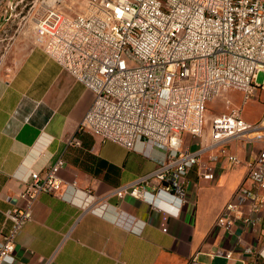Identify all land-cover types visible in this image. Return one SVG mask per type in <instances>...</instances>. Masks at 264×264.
Segmentation results:
<instances>
[{
    "label": "built area",
    "instance_id": "obj_1",
    "mask_svg": "<svg viewBox=\"0 0 264 264\" xmlns=\"http://www.w3.org/2000/svg\"><path fill=\"white\" fill-rule=\"evenodd\" d=\"M25 1L17 0L14 11ZM67 2L34 0L22 20L37 46L94 94L80 131L129 152L141 143L144 151L164 153L153 172L119 189L118 196L179 215L190 201L189 173L195 166L202 179H217L220 156L204 162V152L219 147L224 155L232 141L258 145L257 156L247 163L251 185L236 190L217 226L229 236L237 227L264 231V217L257 216L264 207V112L248 122L244 102L225 95L235 91L248 98L264 92L256 83L264 72V0H81L73 15L66 13ZM219 98L226 112L214 115L206 129L208 103ZM184 134L200 140L198 150L183 147ZM225 157L233 166L243 164L238 155ZM63 169L60 160L24 180L22 207L7 213L11 227L1 236L0 264L16 263V239L32 220L39 195L70 201L69 190H79L76 181L62 177ZM83 193L84 209L102 202L91 190ZM128 228L139 230L135 221ZM245 253L259 257L252 248ZM211 257L232 260L234 251L220 247ZM190 264L203 263L196 255Z\"/></svg>",
    "mask_w": 264,
    "mask_h": 264
},
{
    "label": "crops",
    "instance_id": "obj_2",
    "mask_svg": "<svg viewBox=\"0 0 264 264\" xmlns=\"http://www.w3.org/2000/svg\"><path fill=\"white\" fill-rule=\"evenodd\" d=\"M0 20V241L11 227L7 213L22 207L31 172L63 160L62 177L79 188L69 190L70 201L39 195L32 220L16 239L15 264H190L196 255L203 264H264L263 228L237 227L229 236L217 226L236 190L251 185L247 163L257 156L258 145L232 141L224 155L219 147L204 152V162L220 156L217 179H202L195 166L189 173L190 201L179 215L119 197V189L153 172L164 154L157 148L144 151L141 143L129 152L80 131L94 94L37 46L16 13L0 12ZM186 135L183 147L198 150L200 140ZM75 139L79 145L70 144ZM226 154L238 155L243 164L233 166ZM86 190L102 202L84 209ZM257 216L264 217V207ZM133 221L139 230L128 228ZM220 247L233 250L234 258L211 257ZM246 248L259 257L246 254Z\"/></svg>",
    "mask_w": 264,
    "mask_h": 264
},
{
    "label": "rangeland",
    "instance_id": "obj_3",
    "mask_svg": "<svg viewBox=\"0 0 264 264\" xmlns=\"http://www.w3.org/2000/svg\"><path fill=\"white\" fill-rule=\"evenodd\" d=\"M2 0H0L1 2ZM14 1L13 5L11 4L12 10L9 7V3ZM17 0H5V6H0V12L5 15V11L8 10V12L16 13L19 19H23L24 14L31 10L33 6L34 0H26L24 4H22L16 12H14V5ZM81 0H68L66 4V13L69 15H73L78 12V5L80 4ZM1 21V20H0ZM19 21V20H18ZM29 22H31V19L29 17ZM9 25V21L7 22ZM14 26V25H13ZM31 29V28H29ZM32 30V29H31ZM256 83L258 85H264V72H260ZM228 98H231L235 100V103L242 104L243 102V114L244 118L252 123L258 121L260 117L262 116V113L264 111V92H258L253 93L248 96V98L245 97L244 93L241 92H235V91H229L225 94ZM226 112V107L223 102V98H219L214 102L208 103V107L206 110V129L209 128V124H211L212 118L214 115H217L221 112ZM188 136V135H186ZM162 152V151H161ZM163 153V152H162ZM164 154V153H163ZM145 156L150 157V154H146Z\"/></svg>",
    "mask_w": 264,
    "mask_h": 264
}]
</instances>
